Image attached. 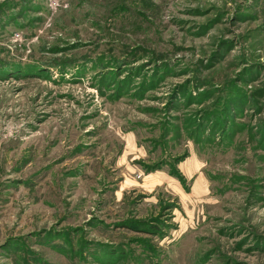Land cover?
<instances>
[{
  "label": "rangeland",
  "instance_id": "374dc122",
  "mask_svg": "<svg viewBox=\"0 0 264 264\" xmlns=\"http://www.w3.org/2000/svg\"><path fill=\"white\" fill-rule=\"evenodd\" d=\"M0 264H264V0H0Z\"/></svg>",
  "mask_w": 264,
  "mask_h": 264
}]
</instances>
